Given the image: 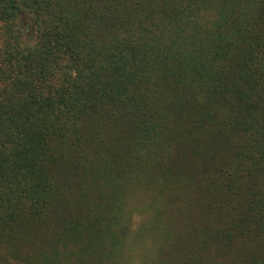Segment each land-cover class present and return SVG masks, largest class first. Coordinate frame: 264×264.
<instances>
[{"label":"trees","instance_id":"trees-1","mask_svg":"<svg viewBox=\"0 0 264 264\" xmlns=\"http://www.w3.org/2000/svg\"><path fill=\"white\" fill-rule=\"evenodd\" d=\"M133 262L264 264V0H0V264Z\"/></svg>","mask_w":264,"mask_h":264},{"label":"rangeland","instance_id":"rangeland-1","mask_svg":"<svg viewBox=\"0 0 264 264\" xmlns=\"http://www.w3.org/2000/svg\"><path fill=\"white\" fill-rule=\"evenodd\" d=\"M137 219V220H136ZM134 220V222H137L138 220H140V218H137ZM129 264H139L138 262H133V263H129Z\"/></svg>","mask_w":264,"mask_h":264}]
</instances>
